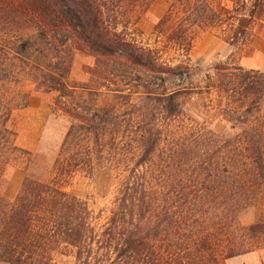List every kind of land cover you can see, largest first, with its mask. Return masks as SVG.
<instances>
[{
	"label": "trees",
	"instance_id": "16d2710c",
	"mask_svg": "<svg viewBox=\"0 0 264 264\" xmlns=\"http://www.w3.org/2000/svg\"><path fill=\"white\" fill-rule=\"evenodd\" d=\"M152 1L0 0V184L7 162L23 163L16 196L0 193V263L57 264L69 253L73 264H224L264 245V74L216 64L227 135L185 118L181 91L164 81L190 72L205 29L246 47L264 0H169L150 46L135 31ZM78 49L95 60L88 84L69 77ZM25 82L54 93L69 122L49 168L8 127L27 105ZM101 170L118 180L104 217L62 188ZM250 207L259 212L245 226Z\"/></svg>",
	"mask_w": 264,
	"mask_h": 264
},
{
	"label": "rangeland",
	"instance_id": "374dc122",
	"mask_svg": "<svg viewBox=\"0 0 264 264\" xmlns=\"http://www.w3.org/2000/svg\"><path fill=\"white\" fill-rule=\"evenodd\" d=\"M168 3L169 0H153L142 13L135 32L140 34L139 38L143 44L154 46L156 37L153 30L165 13ZM176 54L167 52L165 56L174 57ZM176 58L185 60L184 57ZM189 60L192 66L190 72L183 78L165 76V88L181 91L178 101L185 118L206 125L219 135H227L231 132V124L225 111L227 100L218 85L220 76L215 67L219 62H224L228 67L239 65L246 70H257L264 74V19L253 25L249 43L243 48H233L222 40L216 30L205 29L197 35ZM94 61L90 52L75 50L69 76L71 81L88 84L89 71L94 66ZM151 81L150 88L154 92H161L160 80ZM21 90L28 94L27 105L12 112L8 127L15 133L16 146L37 154L42 168H49L68 129V119L56 110L54 93L38 91L29 82L22 84ZM101 97L102 104L113 101L110 95ZM141 98L134 95L131 101L140 103ZM22 168L23 163L17 159H12L4 165L0 193L8 199H13L20 190L23 180ZM117 183L114 174L101 170L91 177L77 174L63 183L62 188L69 194L86 200L93 211L103 210L104 217L111 206ZM258 212L253 207L244 210L240 214L241 223L245 226L252 224ZM53 259L57 264L74 263V258L69 253L55 254ZM224 264H264V245L228 259Z\"/></svg>",
	"mask_w": 264,
	"mask_h": 264
}]
</instances>
